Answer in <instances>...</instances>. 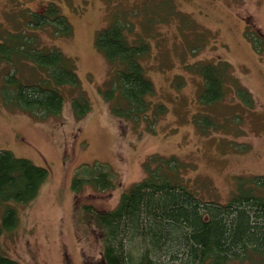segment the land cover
<instances>
[{"label": "rangeland", "instance_id": "rangeland-1", "mask_svg": "<svg viewBox=\"0 0 264 264\" xmlns=\"http://www.w3.org/2000/svg\"><path fill=\"white\" fill-rule=\"evenodd\" d=\"M51 5L70 23L69 34L53 24H37L49 17ZM115 15L133 21L132 29H125L131 40L148 44L141 62L154 87L149 99L166 108L149 124L120 121L99 92L111 67L95 37ZM19 32L36 38L37 49L56 48L71 57L91 106L76 119L72 89L64 85L57 115L37 119L8 109L1 92L7 73L24 83L40 82L46 73L16 56L13 63L0 62V149L49 170L33 199L7 203L18 219L0 234L6 256L21 264H105L100 232L75 201L101 210L115 207L121 192L144 176L142 162L152 153L188 163L185 182L202 201L227 202L238 177L264 174V41L255 50L248 37L253 32L256 39L264 37V0H0V34ZM218 58L230 64L235 84L249 91L252 104L237 95L234 81L226 83L223 100L200 102L203 81L193 64ZM205 116L204 128L213 127L203 133L198 120ZM95 165L111 172L113 186L85 185L75 197L74 176ZM139 247L135 241L125 245L133 256ZM229 264L253 263L245 258Z\"/></svg>", "mask_w": 264, "mask_h": 264}, {"label": "trees", "instance_id": "trees-1", "mask_svg": "<svg viewBox=\"0 0 264 264\" xmlns=\"http://www.w3.org/2000/svg\"><path fill=\"white\" fill-rule=\"evenodd\" d=\"M48 15L37 24H53L62 34L71 32L70 23L53 5ZM132 26L131 19L115 15L98 30L95 45L111 67L107 84L99 92L109 103L110 112L120 121L129 119L139 123L144 120L149 124L166 108L149 99L154 87L141 62L148 44L130 39L125 29L131 30ZM253 33L247 35L258 50L264 37L256 39ZM1 35L0 62L13 63L12 57L16 56L17 61L21 58L31 61L46 73L37 83L21 82L14 73H7L1 92L8 109L25 111L37 119L57 115L64 103L59 87L68 85L72 89L69 100L74 117L80 119L88 113L91 103L86 92L79 88L76 65L71 57L56 48L37 49L36 38L23 32ZM231 68L220 58L193 64L203 81L198 95L200 102L211 104L223 100L226 83L234 81L235 84L236 81ZM237 82V95L243 102L252 104L249 91ZM206 117L198 120L203 133L213 127L211 124L204 128ZM152 128L147 126V130ZM188 167V163L173 154L152 153L142 162L144 176L121 192L115 207L101 210L92 204L75 201L76 209H81L85 220L100 232L102 262L229 264L248 258L253 264H264V174L238 177L232 198L219 203L196 197L185 182L184 171ZM48 172L45 166L0 149V207H3L0 234L15 226L18 219L16 209L7 203H27L33 199ZM74 177L71 189L75 197L85 185L101 190L113 186L111 172L102 165H95ZM134 241L140 244L138 256L125 249L128 242ZM0 264L21 263L0 249Z\"/></svg>", "mask_w": 264, "mask_h": 264}]
</instances>
